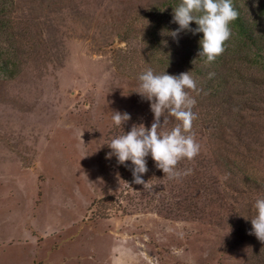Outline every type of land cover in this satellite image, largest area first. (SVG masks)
<instances>
[{"label": "rangeland", "instance_id": "374dc122", "mask_svg": "<svg viewBox=\"0 0 264 264\" xmlns=\"http://www.w3.org/2000/svg\"><path fill=\"white\" fill-rule=\"evenodd\" d=\"M11 1L9 30L26 57L14 79L0 81V264L263 262L247 217L259 194L230 189L217 140L194 135L200 152L178 163L191 174L176 179L149 156L145 187L132 183L131 162L106 159L115 136L154 120L135 92L152 69L143 15L163 0ZM170 32L163 37L182 48V33ZM114 110L131 119L115 126ZM243 116L262 148L238 175L264 180V111ZM247 128L238 132L245 141ZM240 142L234 150L244 153Z\"/></svg>", "mask_w": 264, "mask_h": 264}, {"label": "trees", "instance_id": "16d2710c", "mask_svg": "<svg viewBox=\"0 0 264 264\" xmlns=\"http://www.w3.org/2000/svg\"><path fill=\"white\" fill-rule=\"evenodd\" d=\"M10 2L0 0V81L14 79L26 57V50L15 47L17 33L9 30ZM178 3L179 0H163L144 12L143 21H149V26L142 25L140 30L142 40L148 47L150 65L157 74L166 71L170 75H179L191 71L197 82V90H189V95L196 100L192 109L196 118L190 134L206 138L208 135L212 142L218 141L213 144L220 152V164L226 172L233 174L230 189L236 195L264 196L263 178L257 181L256 177L238 175L244 160L256 158L260 155L257 148H262L258 141L260 130L247 123L243 113L246 110L264 111V0H233L238 17L229 26L231 36L224 43L223 53L211 63L198 57V42L202 33L192 35L182 32L185 39L182 48H176L163 37L165 33L178 28L172 22L173 8ZM190 26L195 28V22ZM121 40L127 42L128 38L122 36ZM167 124L169 129L162 128V132L171 130L176 121L169 117ZM246 124V130L253 131L250 132L253 136L249 137V141L238 134ZM235 138L242 142L244 153L234 150L237 146L233 144ZM253 203L247 206L249 219L254 216ZM248 228H252L251 223ZM261 263L264 264V261Z\"/></svg>", "mask_w": 264, "mask_h": 264}, {"label": "clouds", "instance_id": "9594fccd", "mask_svg": "<svg viewBox=\"0 0 264 264\" xmlns=\"http://www.w3.org/2000/svg\"><path fill=\"white\" fill-rule=\"evenodd\" d=\"M237 17L233 0H179L173 8L172 19L178 28L168 35L177 38L182 32L202 33L198 57L211 63L223 53L224 43L231 36L229 26ZM192 22H195V28L190 26ZM138 81L135 93L149 102L154 120L150 128L141 123L133 125L127 133L115 136L107 145L111 151L106 159L115 157L119 165L126 167H129L126 162H131L132 183L144 187L148 184L143 176L148 172L149 156L169 179L191 174V169L180 171L176 167L181 160L191 161L200 152V145L190 134L196 118L192 111L196 100L186 90H197L191 71L170 75L166 71L157 74L148 68L138 76ZM110 113V119L117 127H123L131 119L127 112L114 110ZM169 117L174 118L176 124L171 131L162 132ZM252 207L254 216L250 219L249 234L264 242V196L257 197Z\"/></svg>", "mask_w": 264, "mask_h": 264}]
</instances>
